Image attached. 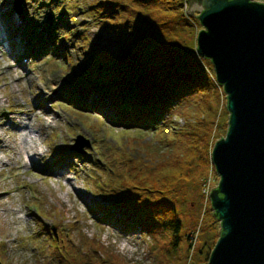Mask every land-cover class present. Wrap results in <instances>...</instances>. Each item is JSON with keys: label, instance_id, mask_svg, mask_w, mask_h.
<instances>
[{"label": "rangeland", "instance_id": "rangeland-1", "mask_svg": "<svg viewBox=\"0 0 264 264\" xmlns=\"http://www.w3.org/2000/svg\"><path fill=\"white\" fill-rule=\"evenodd\" d=\"M163 14L158 0H0L2 39L9 42L0 46V264H109L111 253L131 263L157 264L167 257L154 255L147 234L100 224L92 208L116 188L160 190L158 182L143 178L150 158L163 152L177 157L175 148L187 137L181 127L186 116L204 117L212 129L218 123V136L228 116L225 100L221 106L210 87L203 103L181 99L154 129L142 130L113 127L100 113L79 106L82 99H71V92L81 94L88 85L93 63L106 70L125 67L119 75L124 77L137 63L160 72L173 59L202 69L203 59L193 51L197 34L175 22L160 26ZM9 120L12 127L32 123L36 155L16 153L21 135ZM199 134L204 138L205 130ZM201 146L200 140L195 160ZM195 163L185 169L191 173L182 179L177 204L186 228L210 204L203 209L195 181L210 175L213 188L219 180ZM169 258L164 261L179 264Z\"/></svg>", "mask_w": 264, "mask_h": 264}, {"label": "trees", "instance_id": "trees-1", "mask_svg": "<svg viewBox=\"0 0 264 264\" xmlns=\"http://www.w3.org/2000/svg\"><path fill=\"white\" fill-rule=\"evenodd\" d=\"M158 4L165 13L160 18V26L175 22L178 25L190 26L196 34L201 29L198 20L185 13V0H158ZM202 59L204 60H202V69L184 60L173 59L168 69L160 72L144 63H137L127 77L119 76L125 67L106 70L104 64L102 66L93 63L96 67L91 68L93 71L88 75V85L82 88L84 91L81 94H76V91L71 92V99L75 102L82 99V105L78 104L79 106L100 113L113 127L154 129L162 121L163 114L181 99L200 98L203 103L206 98L204 92L210 87L220 104L222 101L224 103V100L226 103L223 89L216 82L212 63L208 59ZM71 99L68 98L69 101ZM182 119L181 127L185 129L187 137L185 143L179 142L176 146L177 157H172L167 152L152 156L154 158L150 160L153 164H149L148 168L151 169L143 176L144 179L152 178L158 182L161 189L141 187V192H135L132 190L135 187L116 188L110 190V198L105 197L102 202L96 203V207L92 210L95 212L96 209L100 224H108L128 233L139 232L150 236L154 255L161 257L167 253L166 258H158L157 264H169L168 261H164L170 259L169 256L179 259V264H208L211 250L219 237V220L209 210V204L206 210H203L201 220L186 228L177 204L181 197L180 188L184 187L181 182L186 177H190L191 171L185 172V169L192 159L196 162L195 169L209 168L216 173L211 161V149L216 139L225 136L228 116L219 128L218 136H215L218 123H215L216 126L212 129V126L204 123V117L193 120L192 117L186 116ZM203 129L204 138L199 134ZM223 131L224 135L221 133ZM200 140L202 153L199 160H195L197 142ZM202 179L193 184L197 185L199 190ZM207 214L210 215V225L205 227ZM42 226L45 230L48 229ZM197 227V244L190 253V238ZM122 259L111 253L108 263L137 264Z\"/></svg>", "mask_w": 264, "mask_h": 264}, {"label": "water", "instance_id": "water-1", "mask_svg": "<svg viewBox=\"0 0 264 264\" xmlns=\"http://www.w3.org/2000/svg\"><path fill=\"white\" fill-rule=\"evenodd\" d=\"M185 2L201 25L193 51L212 63L229 113L211 149L219 180L209 202L220 229L208 264H264V3Z\"/></svg>", "mask_w": 264, "mask_h": 264}, {"label": "bare ground", "instance_id": "bare-ground-1", "mask_svg": "<svg viewBox=\"0 0 264 264\" xmlns=\"http://www.w3.org/2000/svg\"><path fill=\"white\" fill-rule=\"evenodd\" d=\"M6 28V25H4V22L2 20H0V46H3L6 44H8V41H5V39H2L3 35H2V31ZM17 52H15L16 54ZM225 96V94H224ZM10 120L9 122H7L9 124V127L12 128L11 130L14 132V134H19L20 136V141L19 143L14 147V149L16 150V153L18 155H22V154H28L29 151H33L34 155L37 154V139L38 137H36L35 135V130L33 129L32 123L30 121L28 122H22L19 121L17 124L13 125L14 127H12V123L10 124ZM48 122H51L50 120H48ZM34 136V137H33ZM36 137V138H35ZM30 154V153H29ZM40 154V153H39ZM32 158L30 157L29 162L32 163ZM25 163H27V161L25 160ZM57 174H60V172H57Z\"/></svg>", "mask_w": 264, "mask_h": 264}, {"label": "built area", "instance_id": "built-area-1", "mask_svg": "<svg viewBox=\"0 0 264 264\" xmlns=\"http://www.w3.org/2000/svg\"><path fill=\"white\" fill-rule=\"evenodd\" d=\"M255 1L264 3V0H255ZM223 104L224 103L222 101L220 105L222 106ZM211 181H212V178L209 175L203 180L201 187H200V193H201V196L204 198V202H205V203H203V209H204L207 201H209V193H210L211 188H212ZM197 236H198V227L195 229L194 232H192V235L190 238V244H191L190 253L193 252V249L195 248V246L197 244Z\"/></svg>", "mask_w": 264, "mask_h": 264}]
</instances>
